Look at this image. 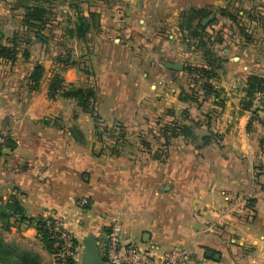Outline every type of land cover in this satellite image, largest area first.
Instances as JSON below:
<instances>
[{
	"label": "crops",
	"instance_id": "1",
	"mask_svg": "<svg viewBox=\"0 0 264 264\" xmlns=\"http://www.w3.org/2000/svg\"><path fill=\"white\" fill-rule=\"evenodd\" d=\"M8 1L0 0L3 42L25 29ZM224 4L79 0L83 15L96 23L91 33H97V40L90 51L81 42L75 44L69 51L73 64L54 60L64 50L51 40L59 31H50L46 24L41 33L29 32L27 58L21 51L13 62L0 58V132L7 138L0 145V199L17 198L29 217L61 218L63 226L82 240L83 230L85 235L103 236L110 216L118 217L124 233L134 240L127 220L146 216L150 223L141 231V242L150 241L156 227L161 245L157 247L194 248L187 264H264V144L259 141L264 133V96L256 102L259 117L241 104L246 76L264 75V43L259 48L255 39L264 41V28L239 15L237 19L249 23L244 22V38L237 27L243 22L236 24L219 13ZM86 6L93 7L91 13ZM255 6L264 8V0H240L227 9L238 8L242 14L243 8ZM190 7L211 11L208 17L214 20L206 31L215 38V51L226 58L213 80L218 95H200L199 105L181 98L187 83L182 69L165 66L181 62L184 69L186 60L202 63L192 42L184 39L186 30L179 28ZM62 19L53 14L48 23ZM148 35L155 44L143 43ZM36 63L43 72L31 88L28 76ZM54 73L66 85L92 87L94 112L83 111L76 98L51 97L48 84ZM183 109L189 114L185 123L193 126L198 139L176 138L165 157H154L160 145L152 134L155 123L159 118L177 121ZM209 132L219 140L196 147L200 136ZM165 184L168 187L161 190ZM246 194L250 201L244 204L239 198ZM82 198L102 222L101 232L94 233L78 218L86 209L79 204ZM225 207L229 212L222 215ZM15 224L11 229L18 231L20 240L1 239L0 244L49 264L50 254L36 239L35 229L24 222Z\"/></svg>",
	"mask_w": 264,
	"mask_h": 264
},
{
	"label": "trees",
	"instance_id": "2",
	"mask_svg": "<svg viewBox=\"0 0 264 264\" xmlns=\"http://www.w3.org/2000/svg\"><path fill=\"white\" fill-rule=\"evenodd\" d=\"M210 12L211 11L209 9L204 7H190L184 11V16L179 23L180 30H186L187 32L184 39L188 40V42H192L194 48L199 52L202 59L201 64H188L184 67V70L187 74V89L183 90L181 98L195 102L198 105L202 100L200 95L204 96L203 98L209 95H218V92L214 87L213 80L217 76V70L220 69L226 61L225 57L215 53L216 51L213 48L215 38H211V34L206 31L207 26L213 22L214 18L208 20L205 24H201V21L205 17H208ZM44 13L45 9L40 5H26L22 19L24 27L34 28L35 31L39 33L46 23V19L44 20L43 18ZM219 13L228 17L231 21L235 23L237 22L238 12H233L227 8H221ZM247 18L249 20H255L258 25L264 28L263 7L260 8L255 6L253 10H250V12L247 13ZM83 21H85L83 17L78 18V25L75 30V34L80 37H82V35L87 31V25ZM239 30L241 34L246 36L247 31H244V28L240 27ZM15 35L16 33L14 32L12 40H10V44L6 45L2 42V35L0 34V58L9 62H13L20 51L25 58L28 57L27 50L24 47H20L16 43ZM24 41H26V39H24ZM61 62H66V60L63 61L62 59ZM42 72V66L38 63L34 64L28 76V80L31 83V88H35L38 85V81L42 76ZM262 91H264V75L248 74L245 78L244 97L241 101V104L244 109H247L251 112L252 116L259 117L258 111L261 109L259 107L252 109V105L254 97ZM48 92L51 97L59 95L61 97L66 96L76 98L77 105L83 111L88 113L93 112V102L95 103L96 92L92 88L73 86L71 84L66 85L64 83V79L58 73H54L48 84ZM247 127H249V124ZM152 134L156 139H158L160 144L153 155L154 157H165L167 148L176 138L181 137L187 141L190 140V138L192 140L194 139L192 126L180 124L175 119L164 121V124L160 127H157L152 132ZM219 138L220 137L218 134L209 132L199 138L200 144L196 147L199 148L212 141H218ZM259 141L261 144H264V133ZM146 146L148 147V145ZM85 207L87 206L85 205ZM52 216L53 215H48L46 217L26 216L23 214V207L15 197H9L6 200H1L0 202V221L8 225L10 224L8 223V220L10 217H13L20 222H24L27 226L33 227L36 231V237L39 239L49 254L55 251L54 241L56 240L53 236L52 229H50V226L47 224L48 220L52 221ZM8 251H10L11 256H13L15 251L10 245L4 243L0 244V259L4 258V264H20L18 260L21 259L23 260L22 264H39L36 258L27 259L26 255H21L18 258L13 256L14 259L12 260V257L9 258L6 256L9 255L7 254ZM68 264H75V261L70 258L68 259Z\"/></svg>",
	"mask_w": 264,
	"mask_h": 264
},
{
	"label": "rangeland",
	"instance_id": "3",
	"mask_svg": "<svg viewBox=\"0 0 264 264\" xmlns=\"http://www.w3.org/2000/svg\"><path fill=\"white\" fill-rule=\"evenodd\" d=\"M223 1L225 3L223 7L226 6L225 8H227V6H229V5H233L234 2H237V3L240 2V0H223ZM8 2H9L8 4L11 7V9L15 10L16 13H18L20 15L21 22L23 19L24 8L26 5L37 4V5H40L41 7H43L45 9V13H44L43 18H44V20L46 19L45 20L46 23L42 27L41 31L45 28L46 24H48L50 26V31H52L53 29H56L57 31H59L57 33H60V35H57L56 38L51 39V40L54 42L55 41L59 42L58 44H60V46H61V47L60 46L59 47L64 49L63 51H61L62 52L61 54L57 53L54 55V60L56 62H60L63 59V61L66 60L67 64H70V63L73 64L75 62V60L72 59L70 61L72 56H71L69 51L71 50V48L74 51L75 49L73 48V46L75 44L77 45V43L81 42L82 45L86 46L87 50L86 49L85 50L90 51L94 45V42L97 40V38L95 37L97 35V33H94L93 35L91 33L92 29L97 30V27L94 28L96 23L89 21V19H87V17H85L83 15L84 7L82 5H79V0H27V1L26 0H9ZM248 7L243 8L245 11L243 10L242 14L238 13V16L241 15L243 17H247V13L250 12V9H251ZM62 8L66 9V13L63 12ZM92 8H93L92 6H86V9L90 13L92 12L91 11ZM233 12H238V8L233 10ZM53 14L55 16L62 17L63 18L62 22L57 20L56 23L54 21H52V23H48V17H50ZM64 17H65V20H64ZM79 17H83V19L85 20L83 22L87 25V29H86L87 31H86V33H84L82 35V37L75 34V30H76L77 25H78L77 21H78ZM238 20H239V22L241 21V19H237V21ZM244 22L246 24H249V23L246 21H241L242 25L240 27L244 28V31H245L246 26H244L245 25ZM150 25H151V23H150ZM237 27H238V29L240 28L239 26H237ZM250 27H251V25H250ZM22 30H23L22 33L18 31L20 34H19V36L15 37L16 40H19L21 43L18 44L17 41H16V43L20 47H24L25 49H27L25 47V45L27 44V42H26L27 40L24 41V39L29 34V32L34 31V28L30 27V28H25ZM41 31L39 33H41ZM12 36H13V33L10 36H7L4 39L5 41L4 42L2 41V42L5 43L6 45H8L6 43V41L8 40V42H10V40L12 39ZM242 36H243V34H242ZM136 37H137V35H136ZM244 38H245V35H244ZM20 39H22V40H20ZM242 39L243 38L241 37L240 40H242ZM255 39L257 40V42H259V43H257L258 47L261 48L262 42L264 43V41H261V39H259V38H255ZM251 40H254V38H252ZM0 43H1V40H0ZM143 43H146L148 46L153 45V44H155V38L151 35H148V36H146L145 39L143 38ZM215 47H217L216 41L213 43L214 50L216 49ZM73 51H71V53ZM215 53H217V52H215ZM263 53H264V51H263ZM185 63H187L186 65L191 64L188 60H186ZM181 71H183L184 72L183 75H185V77H187L186 71L184 69H182ZM85 87H88V86H85ZM89 88H92V87L89 86ZM185 88L187 89L186 84H185L184 89ZM93 106H94V108H93V112H94V110H95V103L94 102H93ZM183 110L185 111V113H184V111H182L183 115L180 113L179 119L177 120V122L180 124H186L185 120L188 119L187 117H189L188 110L187 109H183ZM163 124H164V121L161 118H159L157 120V122L155 123V127L156 128L160 127ZM193 124H195V123H193ZM187 125H189V124H187ZM190 126H192V125H190ZM197 139H198V135L194 134L193 140H197ZM190 140H192V139L190 138ZM4 200H6V199H4ZM85 208L86 209L84 211L83 210L79 211L78 218L81 220V222L84 224V226L86 228L93 230L94 233L101 232L102 231V228H101L102 222L98 220V218L96 216V212H94V211L90 212V211H88L87 207H85ZM140 218H144L145 223H141ZM16 222H19V221L13 217H10V219L8 220V223H10L8 225L1 221L2 224H0V240L5 239L7 241V243H10L13 239H19L21 237V235L18 234V231L17 232H16V230L12 231V229H11L14 225H16L15 224ZM127 222H129V224H130L128 226V230H130L132 232V234L135 236L133 241L135 243L141 242V239H140L141 238V231L143 229H146L149 226V223H150L149 218L146 216H141V217L137 216L135 221L132 218H128ZM8 226H9V228H8ZM152 230H153L151 233L152 238L150 239V241L144 242V243L141 242V243L144 245H147V246L150 243L154 244L155 246L156 245L161 246L160 240H158L155 237V235L157 234L156 227H153ZM69 233L71 235H73L72 232L69 231ZM85 233H86L85 230L81 231V233H80L81 235H79V237H84ZM36 239L42 245V243L39 241V239L37 237H36ZM74 239H75L74 244L76 246H75L73 260L75 261V264H79L80 257H81L82 251H83V241L81 238H76L75 236H74ZM21 241L24 242V240H21ZM42 247H43V245H42ZM98 249H99L100 255L103 256V248H102L101 242L98 243ZM7 254H9V255H6V256H8L9 258L12 257L11 258L12 260L14 259V257H16V258L20 257V253H17V252H14V254H13L14 257L11 256L10 251H8ZM0 264H4V258L0 259ZM39 264H41V263L39 262Z\"/></svg>",
	"mask_w": 264,
	"mask_h": 264
},
{
	"label": "built area",
	"instance_id": "4",
	"mask_svg": "<svg viewBox=\"0 0 264 264\" xmlns=\"http://www.w3.org/2000/svg\"><path fill=\"white\" fill-rule=\"evenodd\" d=\"M262 96H264V91L257 94L252 109L257 107L256 102ZM5 139L6 134L0 132V145ZM239 199L240 202L247 204L250 194ZM87 203V198L79 201L82 206ZM223 210L222 215L229 212V208L225 207ZM52 217V221L48 220L47 224L52 229L56 240L54 241L55 251L50 254L49 264H68V259L74 258L76 246L74 236L63 226L61 218ZM100 242L103 248L104 264H187L194 256V248L191 245L161 249L155 245L135 243L124 233L122 223L116 216L108 218L106 231L98 243Z\"/></svg>",
	"mask_w": 264,
	"mask_h": 264
},
{
	"label": "water",
	"instance_id": "5",
	"mask_svg": "<svg viewBox=\"0 0 264 264\" xmlns=\"http://www.w3.org/2000/svg\"><path fill=\"white\" fill-rule=\"evenodd\" d=\"M212 15L206 17L201 21V24H205ZM165 66L172 70H181L183 69V63L181 62H166ZM264 114V112H262ZM75 137L80 141V136L75 129H72ZM168 185H163L161 190H165ZM102 236H96L92 232H88L83 238V251L80 257L79 264H104V259L99 253L98 242L101 240ZM207 256H212L213 253L210 250L206 251Z\"/></svg>",
	"mask_w": 264,
	"mask_h": 264
}]
</instances>
